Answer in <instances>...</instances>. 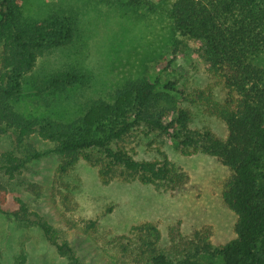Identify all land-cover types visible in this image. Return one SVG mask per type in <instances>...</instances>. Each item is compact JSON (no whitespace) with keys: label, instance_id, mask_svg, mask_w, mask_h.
Masks as SVG:
<instances>
[{"label":"trees","instance_id":"16d2710c","mask_svg":"<svg viewBox=\"0 0 264 264\" xmlns=\"http://www.w3.org/2000/svg\"><path fill=\"white\" fill-rule=\"evenodd\" d=\"M21 1L0 0V136L9 132L14 144L34 139L52 146L66 211L76 210L69 176L79 162L94 168L102 185L139 183L171 194L185 190L189 178L163 153L166 139L176 142L181 155L213 157L230 172L221 197L236 217L235 238L223 245H212L207 227L187 235L170 227L163 240L154 222L113 235L100 231L95 219L86 221L82 232L115 264H264V70L254 63L264 53V0H173L167 16L176 31L198 43L210 82L202 88L143 76L116 89L110 100L86 101L81 115L67 122L27 117L15 104L24 86L42 98L89 84L75 69L35 73L39 58L74 40L75 18L53 13L30 21ZM128 5L144 8L146 2L128 0ZM215 88L223 92L221 100ZM194 108L223 121L226 137L193 127ZM141 146L154 158H138ZM40 227L60 256L79 264L65 241L50 227Z\"/></svg>","mask_w":264,"mask_h":264},{"label":"rangeland","instance_id":"374dc122","mask_svg":"<svg viewBox=\"0 0 264 264\" xmlns=\"http://www.w3.org/2000/svg\"><path fill=\"white\" fill-rule=\"evenodd\" d=\"M172 1L145 0L141 8L129 6L128 0H22L27 20L58 13L76 21L74 40L39 58L35 73L75 69L88 76L89 84L42 98L33 97L24 86L16 110L27 117L67 122L81 115L86 101L110 100L116 89L147 75L203 88L210 79L197 56L198 43L174 29L167 16ZM254 63L264 70V53ZM214 95L221 100L223 92L215 88ZM193 114V127L226 137L223 121L203 109L194 108ZM51 148L34 139L14 144L9 132L0 136V264H69L46 240L40 225L65 241L79 264H115L82 232L88 220L96 219L100 231L113 235L140 222H154L163 240L170 227L183 235L207 227L214 247L235 238L236 217L221 197L230 172L213 157L183 156L176 142L166 139L163 153L189 178L186 189L176 194L139 183L102 185L96 170L79 162L69 176L76 203V210L69 213L61 203L62 187L55 182L59 160ZM34 153L41 156L33 159ZM154 156L138 148V158ZM22 162L23 166L10 168Z\"/></svg>","mask_w":264,"mask_h":264}]
</instances>
